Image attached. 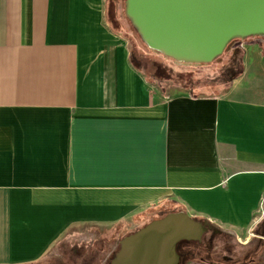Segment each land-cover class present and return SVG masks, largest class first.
<instances>
[{
    "label": "crops",
    "instance_id": "1",
    "mask_svg": "<svg viewBox=\"0 0 264 264\" xmlns=\"http://www.w3.org/2000/svg\"><path fill=\"white\" fill-rule=\"evenodd\" d=\"M106 2L0 0V264L41 262L93 228L122 242L162 213L255 229L261 44L241 45L243 74L222 94L169 97L135 67ZM178 249L157 264H181Z\"/></svg>",
    "mask_w": 264,
    "mask_h": 264
},
{
    "label": "water",
    "instance_id": "2",
    "mask_svg": "<svg viewBox=\"0 0 264 264\" xmlns=\"http://www.w3.org/2000/svg\"><path fill=\"white\" fill-rule=\"evenodd\" d=\"M126 15L151 50L180 63L208 64L237 38L264 37V0H126ZM186 214L153 221L121 242L112 264H157L206 227ZM178 259V256H177Z\"/></svg>",
    "mask_w": 264,
    "mask_h": 264
},
{
    "label": "rangeland",
    "instance_id": "3",
    "mask_svg": "<svg viewBox=\"0 0 264 264\" xmlns=\"http://www.w3.org/2000/svg\"><path fill=\"white\" fill-rule=\"evenodd\" d=\"M106 1L108 24L114 30H118L119 33L128 40L131 53L134 57V63L140 65V62H142L143 72L148 74V77L154 70V67L151 64L158 61L167 67L168 65H172L173 67L178 66L180 69L183 68L186 71L190 70L200 72V70H205L202 72V75L206 73V77H213V79H207V82L205 83H203L204 80H202V84L207 86L205 88L206 93L222 94L223 89L228 83L224 81V67L227 63H229L231 57L235 54V51H237L238 48L236 47L242 45L243 42L255 41L257 44H261L264 48V38L261 37H254L248 41L236 40L229 45L226 52L222 55L218 62L211 64L209 67L181 65L151 51L148 46H146L126 15V0ZM247 49L251 55V53L253 54V50L255 48L247 47ZM259 49H261L260 46ZM243 62L245 64V59ZM150 81L154 86L156 85L153 82L154 80L150 79ZM169 83L171 87L173 83ZM184 83L185 82L183 81V84ZM256 216L254 231L251 229L239 232L212 227L216 232L215 237L213 236L214 239L212 237V240L209 242L207 241L206 244L193 246L194 249L199 251L200 258L197 257L193 259L191 264H231V262H240L241 264V261L245 258L246 254L251 251H253V253L257 251L256 247H260L262 250L258 251V257L254 262H248L247 264H264V237L260 235L261 232H264V203ZM257 230L259 235L257 234ZM124 234H121V232L115 234L107 229L93 228L89 231L86 237L80 236V238H68L63 240L55 248H53L51 253H49L47 258H45L42 263L106 264L110 256L114 254L115 250H117L119 241L123 238ZM209 237L210 234H207L204 241H206ZM201 258H204V260Z\"/></svg>",
    "mask_w": 264,
    "mask_h": 264
},
{
    "label": "trees",
    "instance_id": "4",
    "mask_svg": "<svg viewBox=\"0 0 264 264\" xmlns=\"http://www.w3.org/2000/svg\"><path fill=\"white\" fill-rule=\"evenodd\" d=\"M251 38H254V37H249V38H246V39H241V38L234 39L228 44L227 48L229 47V45L232 42H234L236 40L248 41ZM261 38H264V37H261ZM243 43H246V42H243ZM227 48L225 49L224 53L226 52ZM236 48H238L237 51H235V54L231 57V60L229 61V63H227V65H225V67H224L225 71L223 72V77L225 79L224 81H226L228 83H227L226 87L223 89V91L227 87H229L231 85V83H232V81L234 79L239 78L243 74V71H244V66H243L244 50L242 49L241 45L239 47H236ZM261 49H262V52H263V55H264V48H263L262 45H261ZM151 51H153V50H151ZM153 52H155L157 54H160V55L164 56L165 58H167V59H169L171 61H174L173 59H170V58L166 57L162 53H159L157 51H153ZM237 53L239 54V56H238ZM131 55H132V59H134L132 53H131ZM221 57H219L215 61H213L211 63H208V64L180 63V62H177V61H174V62L178 63V64H181V65H194V66L209 67L211 64L218 62V60ZM149 64H151V63H149ZM142 65H143V63L140 62V65L135 64V67L139 71L143 72L144 70H143ZM151 65H153V67H154L153 68L154 69L153 73L149 77H148V74H146L145 72H143V73L146 75V77L149 80L150 79L154 80L153 82H154V84H156L155 86L158 89L165 90L166 95H168L169 97L174 95L177 92L185 91V89L186 90H190L191 88H194V87L199 88L198 89L199 92L202 91V94L206 95L207 93H206L205 88L207 86H204L202 84V80H204L203 83H205V82H207V79L208 80L209 79H213V77H211V76L210 77H206V73H204L202 75V72H204L205 70H202V71L200 70V72H195V71H190V70L186 71L183 68L180 69L178 66H176L177 68L173 67L172 65H168V67H167V66L163 65L162 63H159V61L158 62H153ZM183 81L185 82L184 84H183ZM169 82L173 83L171 87H174V88H171V89L167 88V86L170 84ZM185 92H187V91H185ZM167 214L168 213L160 214L158 216V218L156 217L155 219H153L151 221L145 222V224H143L142 227L130 232L129 234H132V233H134V232H136L138 230H141L142 228L146 227L147 225H149L153 221H157V220L165 218L167 216ZM196 221L202 222V223L205 222L204 220H201V219H196ZM257 234H258V230H257ZM260 235L264 237V232H261ZM256 250L257 251L254 252V253H253V251H251L250 253L246 254L245 258L241 261L242 264H247L248 262H254L255 259L258 257V251H261L262 248H260V247L257 248L256 247ZM249 259H251V260H249ZM35 264H44V263H42V261H41V262H38V263H35Z\"/></svg>",
    "mask_w": 264,
    "mask_h": 264
},
{
    "label": "flooded vegetation",
    "instance_id": "5",
    "mask_svg": "<svg viewBox=\"0 0 264 264\" xmlns=\"http://www.w3.org/2000/svg\"><path fill=\"white\" fill-rule=\"evenodd\" d=\"M207 234H210V237L206 241H204L205 240V236ZM215 235H216V232H215L214 228L210 227L209 231L206 232L205 236L202 238V240L200 242L199 241H184V242H182L178 246L179 254H180V257H181V261H182L181 264H189V263L191 264V262H193L192 261L193 259L199 257V251L194 249L193 246H197V245L201 246L203 244H206V242L207 241L209 242L210 240H212V237L213 236L215 237ZM214 237H213V239H214ZM119 247H120V245L118 246L117 250H115V253L113 255H111V257L108 259L106 264H111L112 263V260L114 259L117 251L119 250ZM201 259L204 260V258H201ZM210 264H213V263H210ZM231 264H240V262L239 263H237V262L236 263H232L231 262Z\"/></svg>",
    "mask_w": 264,
    "mask_h": 264
}]
</instances>
